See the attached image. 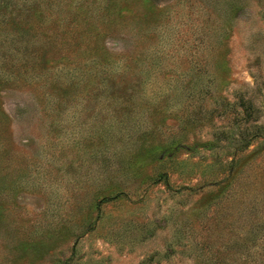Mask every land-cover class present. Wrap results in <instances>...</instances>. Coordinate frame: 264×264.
<instances>
[{
	"label": "rangeland",
	"instance_id": "obj_1",
	"mask_svg": "<svg viewBox=\"0 0 264 264\" xmlns=\"http://www.w3.org/2000/svg\"><path fill=\"white\" fill-rule=\"evenodd\" d=\"M0 264H264V0H0Z\"/></svg>",
	"mask_w": 264,
	"mask_h": 264
},
{
	"label": "trees",
	"instance_id": "obj_2",
	"mask_svg": "<svg viewBox=\"0 0 264 264\" xmlns=\"http://www.w3.org/2000/svg\"><path fill=\"white\" fill-rule=\"evenodd\" d=\"M243 106H244L243 107L244 111H246L247 114H250V111H249L250 107H248L246 105H243ZM246 122H248V120H246ZM238 142H240V143H238L236 148H237L238 151H242V150H245L247 147L250 146V143L252 142V139L248 138V139H246V141H244L243 139H240V140H238Z\"/></svg>",
	"mask_w": 264,
	"mask_h": 264
}]
</instances>
